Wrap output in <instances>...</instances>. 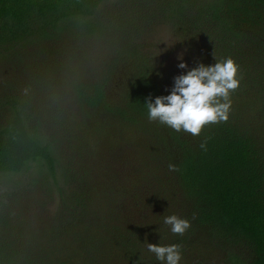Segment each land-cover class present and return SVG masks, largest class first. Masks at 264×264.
<instances>
[{
  "label": "trees",
  "instance_id": "obj_1",
  "mask_svg": "<svg viewBox=\"0 0 264 264\" xmlns=\"http://www.w3.org/2000/svg\"><path fill=\"white\" fill-rule=\"evenodd\" d=\"M159 29L186 69L150 48ZM225 58L227 122L148 119L147 97ZM145 241L264 264V0H0V264H161Z\"/></svg>",
  "mask_w": 264,
  "mask_h": 264
},
{
  "label": "clouds",
  "instance_id": "obj_2",
  "mask_svg": "<svg viewBox=\"0 0 264 264\" xmlns=\"http://www.w3.org/2000/svg\"><path fill=\"white\" fill-rule=\"evenodd\" d=\"M180 69H186L182 54L178 56ZM238 66L233 59L225 58L211 66L203 63L174 77L170 94L146 98L147 115L150 121L159 122L176 132L183 130L192 136H199L208 124L227 122L231 105L230 96L239 87ZM70 96H54L53 103H70ZM223 101V102H221ZM207 151L206 143L200 145ZM170 172L179 168L170 163ZM163 224L168 226L173 235L183 236L191 227L187 219L177 215H166ZM147 251L154 255L161 264H180L182 259L179 244L157 245L145 241Z\"/></svg>",
  "mask_w": 264,
  "mask_h": 264
},
{
  "label": "rangeland",
  "instance_id": "obj_3",
  "mask_svg": "<svg viewBox=\"0 0 264 264\" xmlns=\"http://www.w3.org/2000/svg\"><path fill=\"white\" fill-rule=\"evenodd\" d=\"M130 5H133L135 3V0H128ZM151 35V49H159L162 53H160L162 56H164L166 58L167 62H170V60L173 57H178L182 54L181 49H175L172 52H174L173 54L169 55V53L165 50V47L167 46L168 49H173L175 48V44H174V39L173 37H171L172 33H170L169 31H165L164 29H159L156 31H152V33H150ZM72 48V45H71ZM66 50V49H65ZM66 55L69 56L68 52L66 53Z\"/></svg>",
  "mask_w": 264,
  "mask_h": 264
}]
</instances>
